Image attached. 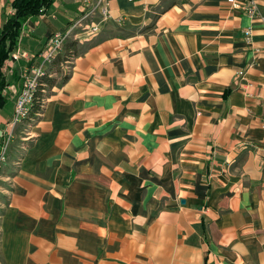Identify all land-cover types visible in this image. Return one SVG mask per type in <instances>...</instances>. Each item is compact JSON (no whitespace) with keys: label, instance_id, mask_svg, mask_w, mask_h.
I'll return each mask as SVG.
<instances>
[{"label":"crops","instance_id":"0c3cea01","mask_svg":"<svg viewBox=\"0 0 264 264\" xmlns=\"http://www.w3.org/2000/svg\"><path fill=\"white\" fill-rule=\"evenodd\" d=\"M80 1L29 20L23 49ZM250 1L111 0L1 174L5 264H264V0L257 19Z\"/></svg>","mask_w":264,"mask_h":264},{"label":"built area","instance_id":"2783aa9c","mask_svg":"<svg viewBox=\"0 0 264 264\" xmlns=\"http://www.w3.org/2000/svg\"><path fill=\"white\" fill-rule=\"evenodd\" d=\"M129 3H144L145 0H127ZM229 3H233L234 0H228ZM245 13L254 18H260V10L257 2L251 0L245 7ZM113 19V14L111 11V0H81L80 1V17L77 20L72 22L65 31H57L53 33L46 39V42L42 49L34 54L28 51L18 50L16 54H13V58L18 60L19 57H25L30 59H35L38 67L35 68L33 74H26L24 80L23 90L17 97L16 101V120L25 116L29 117L30 105L33 102L35 94L38 90L40 78L45 76L48 67H50L58 56L63 52L65 44L68 41L79 42L80 44L83 41L88 42L94 36L98 35L101 31L100 24L102 22ZM118 23L121 22V19L116 20ZM252 30L247 29L245 31L246 38L249 40L251 38ZM23 36L21 35L19 44H21ZM18 48L22 49V46L19 45ZM23 50V49H22ZM12 59V61H14ZM8 61V60H7ZM10 61V60H9ZM8 61V63H9ZM73 64V59L64 62L61 65V68L64 66L65 70L68 71L71 68L70 65ZM28 71V70H26ZM57 73L51 74L50 76L55 77ZM240 75L243 76V73L240 72ZM12 91V87L10 88ZM43 92L47 93L48 91ZM16 93V90H13L12 94ZM49 98V97H48ZM48 98L43 99V104L46 106ZM42 114H38L37 117H41ZM4 153L0 152V163L4 161Z\"/></svg>","mask_w":264,"mask_h":264},{"label":"rangeland","instance_id":"374dc122","mask_svg":"<svg viewBox=\"0 0 264 264\" xmlns=\"http://www.w3.org/2000/svg\"><path fill=\"white\" fill-rule=\"evenodd\" d=\"M176 1L178 2L179 0H174V2ZM96 36H94L92 39H94ZM70 42H73V40ZM85 43L87 42L83 41L81 44L78 42L75 48L76 49L75 53H80L84 49H86ZM71 48L72 46H68L66 50L64 49L61 56L62 60H60V62H62L67 56L71 55L70 54ZM22 49H23V44H22ZM22 49L18 48L17 46V48L10 54L9 59H7L8 61L10 60L9 63L6 60L3 67L1 68V72L3 73L5 81L8 84L3 92L9 97V101L6 106L7 107L10 106L11 103L13 104V108H12V114L10 120H7V122L5 123L0 122V152L4 153V158H5V160L0 163V180H2L1 179L2 172H4L7 169V167L11 165L13 152H15L16 150L19 151V155L21 158L25 150H27V148H29L32 144L36 142V139L38 138V134H39L37 131V126L41 121L40 118L28 117V116L22 118V115L18 120H16L15 118L16 101L18 95L23 90L25 75L33 74L35 68L39 66L35 59H30L20 56L18 60H15L13 58V54H16L18 50L25 51V49L23 50ZM32 53L37 54V52H32ZM12 59H14V61H12ZM64 66L61 68V71L58 74H56L54 77L56 78L55 89L61 86V84L65 80L64 78L67 76L69 77L72 71V68H69V70L66 71ZM70 66L72 67L73 65ZM11 87H12V91L10 89ZM13 90H16V93L12 94ZM54 90L51 91V94L54 93ZM49 100L50 99L47 100V103L49 102ZM20 158L17 160V164H19L17 166H20V162H21ZM3 184H6L7 188L5 189V191L3 190L5 194L3 193L0 194L2 196V200L5 201L7 199L8 194L11 192L10 190H12L11 187L13 186V182L9 181ZM5 211H6L5 204H0V246H1V222L3 217L2 213ZM0 264H5L2 259L1 249H0Z\"/></svg>","mask_w":264,"mask_h":264},{"label":"trees","instance_id":"16d2710c","mask_svg":"<svg viewBox=\"0 0 264 264\" xmlns=\"http://www.w3.org/2000/svg\"><path fill=\"white\" fill-rule=\"evenodd\" d=\"M54 2L55 0H13L11 4L13 11L5 18L4 24L2 28H0V108L6 106L9 101V97L3 93L8 84L1 72V68L17 46H22L24 38L22 39L21 44H19V41L25 24L33 18L46 14L47 11L52 8ZM77 44V42L68 41L65 44L66 48L64 49L66 50L68 46H72L70 52L71 55L67 56L62 62H60V60H62L61 53L55 62L48 67L45 76L40 78L38 90L32 104L30 105L29 117H37L38 114H43L45 109L43 99L50 97L51 91L56 86V78L53 76L51 77L50 75L54 73L58 74L61 71V65L64 62L74 59V57L79 54L75 53ZM64 79L65 82L68 79V76ZM43 90L48 92L45 93Z\"/></svg>","mask_w":264,"mask_h":264}]
</instances>
